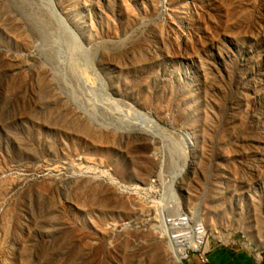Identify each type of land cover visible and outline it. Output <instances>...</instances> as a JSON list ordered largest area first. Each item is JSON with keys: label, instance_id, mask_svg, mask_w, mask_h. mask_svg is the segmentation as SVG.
I'll list each match as a JSON object with an SVG mask.
<instances>
[{"label": "rangeland", "instance_id": "374dc122", "mask_svg": "<svg viewBox=\"0 0 264 264\" xmlns=\"http://www.w3.org/2000/svg\"><path fill=\"white\" fill-rule=\"evenodd\" d=\"M49 3L0 0V264H257L264 0Z\"/></svg>", "mask_w": 264, "mask_h": 264}, {"label": "crops", "instance_id": "0c3cea01", "mask_svg": "<svg viewBox=\"0 0 264 264\" xmlns=\"http://www.w3.org/2000/svg\"><path fill=\"white\" fill-rule=\"evenodd\" d=\"M207 257L210 264H256L249 254L226 247L211 248ZM188 264L203 263L197 258H192ZM257 264H264V252L259 255V261Z\"/></svg>", "mask_w": 264, "mask_h": 264}, {"label": "bare ground", "instance_id": "6f19581e", "mask_svg": "<svg viewBox=\"0 0 264 264\" xmlns=\"http://www.w3.org/2000/svg\"><path fill=\"white\" fill-rule=\"evenodd\" d=\"M49 0H47V5L49 6ZM47 6V7H48ZM182 218H178L175 221H173V223L178 224L181 223L180 220ZM188 219V218H187ZM177 227V226H175ZM193 231H189L193 233V238L190 241L187 242H182V240H180V236H178L179 234H173V233H168L167 237L169 236L170 238V242L173 244V246H175L176 248L173 250L174 251V255H177L178 259L181 261L182 258H184L185 256V250L186 248H193V249H197L199 247L202 246V243L205 242L203 240V236H202V230L198 229V226L195 229H192ZM203 241V242H202ZM206 243H205V248H206Z\"/></svg>", "mask_w": 264, "mask_h": 264}, {"label": "built area", "instance_id": "2783aa9c", "mask_svg": "<svg viewBox=\"0 0 264 264\" xmlns=\"http://www.w3.org/2000/svg\"><path fill=\"white\" fill-rule=\"evenodd\" d=\"M180 222L181 223H178L179 225H184V224H186L187 222H188V219L187 218H182L181 220H180ZM171 225H175V226H177V224H175V223H173L172 222V224ZM198 226V224H196V225H194V226H192L190 229H189V231L191 230V231H193L192 229H195L196 227ZM183 227V226H182ZM189 231H171V233H173V234H179L178 236H180V240H182V242L184 241V242H187V241H190L192 238H193V233L192 232H189ZM203 238V240L205 241V242H203L202 243V246L201 247H199V248H197V249H193V248H186V250H185V256H184V258H186V257H188V251L190 252H193V253H198V255H199V260L203 263V264H209V261H208V259H207V257H206V253L210 250L209 249V247L208 248H205V243H206V245L208 244V240H207V238H204V237H202ZM208 246V245H207ZM206 246V247H207Z\"/></svg>", "mask_w": 264, "mask_h": 264}]
</instances>
